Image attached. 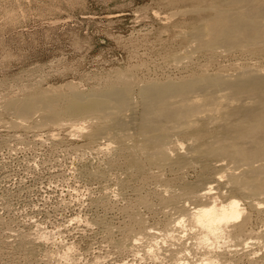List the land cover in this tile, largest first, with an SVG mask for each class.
Wrapping results in <instances>:
<instances>
[{
	"label": "rangeland",
	"instance_id": "rangeland-1",
	"mask_svg": "<svg viewBox=\"0 0 264 264\" xmlns=\"http://www.w3.org/2000/svg\"><path fill=\"white\" fill-rule=\"evenodd\" d=\"M228 8L223 0H0V264H264V189L246 194L227 181L246 165L199 156L202 140L171 129V119L161 126L164 150L138 126L139 89L149 81L264 73L263 39L226 49L192 36ZM111 86L131 90L121 136L100 112L67 111L72 91ZM235 88L203 94L231 97ZM221 99L252 103L247 93ZM208 115L221 112L200 113L219 135L221 122ZM257 156L251 164L264 163ZM230 200L242 210L232 221L243 226L241 241L229 238L230 224L200 245V227L179 208Z\"/></svg>",
	"mask_w": 264,
	"mask_h": 264
},
{
	"label": "bare ground",
	"instance_id": "bare-ground-1",
	"mask_svg": "<svg viewBox=\"0 0 264 264\" xmlns=\"http://www.w3.org/2000/svg\"><path fill=\"white\" fill-rule=\"evenodd\" d=\"M223 1L229 8L217 11L211 19L210 25L203 23L201 27H198L192 33L194 39L200 43L204 40V43L210 47L256 48L255 45L261 39L264 40V0ZM232 8H234L233 11ZM222 84L236 86L231 97L222 95V98L231 99L247 93L251 96L252 103L232 106L221 97L203 94L205 88L218 87ZM130 93L131 90L128 86L124 88L111 86L100 93L83 94L72 91L68 99L67 111L71 114L82 111L100 112L102 116L109 118L107 130L113 135L121 136L124 134V130L131 126L128 118L126 119L123 114L130 108ZM188 93H191L188 98H186L187 96L179 97L181 94ZM139 96L143 107L138 126L146 133L145 140L152 141L157 147L164 150L170 140L164 131L165 128L162 129L161 126L165 121L171 119L174 121L171 129L192 130L193 134L202 140L194 149L199 156L209 158L227 156L235 165L240 163L246 165L239 174L228 173L227 181L232 188L246 194L264 189V163L253 165L250 162L254 154L264 160V73L249 74L246 77L235 79L206 74L182 81H149V83L140 86ZM51 100V97L46 96L41 102L48 103ZM113 109L116 112L111 111ZM215 109H218L221 115L208 116L210 120L221 122L219 135L210 129L206 121L200 120V113L206 115ZM209 118L207 119L209 120ZM246 144L255 147V149L252 152H246L242 147ZM166 152L161 154L162 156L160 155L161 158L167 157ZM189 192H193V190L190 188ZM179 209L180 213L189 216L190 222L200 227V245L206 246L212 237L217 239L223 228L230 224L233 231L231 230L229 238L237 243L241 241L243 226L232 222L242 213L236 200H230L219 206L215 204L194 206L192 210L181 206ZM180 213L175 220L177 225L183 221V216L181 217ZM150 235L154 236V234ZM211 259L205 258V263L202 264L213 263Z\"/></svg>",
	"mask_w": 264,
	"mask_h": 264
}]
</instances>
